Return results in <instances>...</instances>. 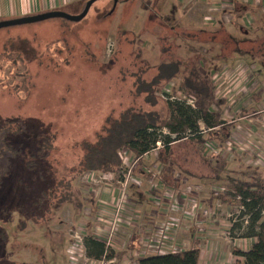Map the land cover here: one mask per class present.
I'll return each mask as SVG.
<instances>
[{
    "label": "rangeland",
    "instance_id": "rangeland-1",
    "mask_svg": "<svg viewBox=\"0 0 264 264\" xmlns=\"http://www.w3.org/2000/svg\"><path fill=\"white\" fill-rule=\"evenodd\" d=\"M231 1L160 0L156 8L159 11L160 23L165 27L161 35L144 30L147 10L143 9L142 5L145 2L150 4V0H96L85 17L76 22L50 18L0 28V118H31L34 128L41 123L50 125L55 146V153L50 157L53 164L59 167L75 166L86 150L85 144L93 143L97 136L103 133L108 119L117 118L124 110L153 109L162 119L166 116L164 94L167 90H158L155 93L158 99L154 105L145 101V93L136 90V81H148L156 73L155 65L158 64L161 48L169 49L164 54L167 57H191L193 54L190 48L197 49L199 44L184 35L197 33L199 37L205 38L215 31L210 26L218 23L217 19L223 20L225 24L217 27L220 30L216 36L217 40L229 32L240 37L243 35L231 24L232 17L228 14L233 5ZM250 1L253 9L243 15L242 21L246 25L252 23V29H255L261 25L257 23L264 21V10L261 7L264 0H259V4L257 0ZM85 2L86 0H80L76 5H66L59 9L69 14H77ZM201 29H204L205 33H199ZM216 44L204 45L207 49L204 55L208 58V66L210 60H213L210 58L217 54ZM250 45L254 44H240L244 48ZM232 47V44H229L227 51H231ZM220 60L214 59L212 65H218ZM169 86L166 88L169 89ZM197 151L195 158L184 160L181 154L176 156L177 162L171 165L175 167V175L186 178L196 175L206 181L218 176L220 181L226 182L228 177L242 176L243 173H246L245 176L255 174V171L250 169H232V165H229L224 156L212 158L204 152L203 146L198 145ZM157 156L159 154L155 151L150 157ZM258 156L262 157L257 154L256 157ZM123 157L125 159L122 166L125 167L127 161L133 157L128 152L122 154ZM1 159L0 153V168L3 164ZM214 164L223 168L217 170L220 175L213 169ZM227 164L231 169L227 168ZM169 165H162V177L173 175L169 173ZM138 169L137 163L133 178H137ZM119 170L110 174L117 179ZM259 173L263 175L262 169ZM156 175L158 174L153 175L150 172L145 179L149 183V190L158 178ZM98 176L92 171H86L78 177L77 185L88 197L93 177ZM224 194L234 201L231 211L233 216L228 218L229 221L232 222L231 219L235 217L234 222H240L239 199L233 192L225 190ZM71 212L70 207L65 205L56 214L49 225L53 231L52 236L54 233L58 236L64 232V237L69 239L68 234L72 233L70 230H73L74 235L76 226L71 219ZM17 221L18 218L13 216L3 224L9 237L8 245L11 247H6L10 261H15V264L40 261L38 255L43 252L47 260L53 261L54 259L49 258L47 234H42L34 225L29 224L24 231L17 233L14 239L11 232L15 229ZM234 233L235 244L233 237L225 234L222 237L230 239L227 245L223 243L222 247H218L217 242H208L207 257L203 261L207 260L210 264H233L235 256L232 249L248 248L244 240H237L243 238L237 236L241 232L235 229ZM76 235L78 240L82 237L79 231ZM2 252L4 250L0 246V253ZM64 253L66 258V250ZM55 260H58L59 264L64 258L60 256Z\"/></svg>",
    "mask_w": 264,
    "mask_h": 264
},
{
    "label": "trees",
    "instance_id": "trees-1",
    "mask_svg": "<svg viewBox=\"0 0 264 264\" xmlns=\"http://www.w3.org/2000/svg\"><path fill=\"white\" fill-rule=\"evenodd\" d=\"M158 1L160 0H150V4L145 2L142 5L147 10L144 30L161 35L165 27L158 16ZM232 3L228 14L232 17V26L243 33L241 37L229 32L217 40L216 36L220 31L217 27L225 26L223 20L217 19L218 23L210 26L215 31L205 38L199 37L197 33L184 35L199 44L197 49L190 48L193 54L191 57L164 56L169 49L163 47L159 50L156 73L148 81H136L137 92L145 93V101L151 105L157 102L155 93L170 85V93L193 97L195 106L188 105L184 100L169 99L165 95L166 116L163 119L153 109L128 108L117 118L108 119L103 133L93 143L85 144L86 150L75 166L59 167L53 164L50 157L55 153V146L50 125L41 123L34 128L31 118H0V153L3 163L0 168V246L4 250L0 253V264H15V261L8 258L10 254L6 253V247L10 245L4 222H8L13 216L18 218L17 225L11 232L14 239L29 224L40 229L42 234L46 233L48 239H54L57 235L54 233L52 236L53 231L49 225L65 205L72 211L76 228H84L81 243L85 255L93 260L106 258L112 260L111 263L116 262L124 252H116L113 246L107 247L104 240L94 236L96 216L91 205V191L88 197L77 185L78 177L86 171L103 176L121 170L124 151L131 157L138 158V171L142 167L151 168L153 164H170L169 173L173 174L175 167L171 165L177 162V155L181 154L184 160L195 158L198 154L197 146H203L205 141H217L219 146L227 141L229 126L222 118L225 100L215 94L213 82V72L221 69V64L212 65L213 60L222 59L225 62L231 54L243 55L250 61L252 69L256 67L264 73V21L257 23L261 25L252 29V23L246 25L242 21L243 15L252 9L245 1L232 0ZM199 33H205V30L201 29ZM246 42L254 45L247 48L240 46ZM209 43H217L218 46L216 56L210 58L213 59L209 62L210 66L204 55L207 52L204 45ZM229 44L233 47L228 52ZM157 142L160 143L159 146ZM153 149L159 156L150 157ZM251 171H255L257 176L249 174L244 177H228L224 182L215 174L217 177L214 179L218 180H212L218 182L219 187L238 196L239 205L242 206L239 214L241 221L235 223L231 219L228 235L235 238L236 229L241 232L237 236L253 239L247 249L233 248V264H264V178L256 169ZM58 236L62 237V234ZM14 246H17V242ZM199 254V248L193 247L147 254L138 257L136 261L137 264H198ZM39 256L40 261L22 264H49L50 260H47L44 252Z\"/></svg>",
    "mask_w": 264,
    "mask_h": 264
},
{
    "label": "crops",
    "instance_id": "crops-1",
    "mask_svg": "<svg viewBox=\"0 0 264 264\" xmlns=\"http://www.w3.org/2000/svg\"><path fill=\"white\" fill-rule=\"evenodd\" d=\"M78 1L80 0H0V19L55 10L66 5H76ZM245 3L253 9L252 1L247 0ZM259 3L257 0V4ZM222 62L221 59L217 63L221 64V69L213 72L217 76L214 81L215 94L225 100L222 118L229 126V137L220 147L225 149L227 144H231L230 155L225 156V159L232 165V169L257 168L258 172L261 169L263 172V168L256 164V155L264 157V73L256 67L252 69L250 61L243 55L231 54ZM235 79L240 82L247 80L246 88L232 91ZM213 142L219 146L217 141ZM216 164L213 167L216 172L223 169ZM229 165L227 164V168L231 169ZM156 166L157 164H153L151 168L142 167L140 171L137 170L136 179L140 181L139 185L132 182L127 189V199L123 204L121 220L113 234L112 242L116 252L124 253L111 264H137V258L143 255L170 252V248L186 250L193 247H198L200 251L198 264H210L207 260L203 261L207 257V243L215 241L218 247H222L223 243L228 244L230 239L222 235L229 233L231 222L228 218L234 201L228 199L224 194L226 189L219 187L218 182L206 181L196 175L187 178L178 177L175 173L169 177L158 176L157 190L150 191L149 183L145 181L148 177L145 175L150 172L156 174ZM217 175L220 173L217 172ZM245 175L246 173H243V176ZM207 184L210 186H206ZM119 189L120 185L114 175L97 177L92 181L91 205L96 216L93 234L98 239L103 240L108 232V223ZM167 192L172 194L168 195ZM219 193L223 195L220 197ZM71 219L73 221L72 216ZM169 221H176L177 225L162 236L165 245L159 249L161 251H147L149 244L157 243L156 233ZM76 230L82 236L84 228L77 227L74 228V235L73 230H70L72 233L68 235L71 239L64 237L63 231H60L63 232L62 237L47 239L50 258L54 259L49 263L58 264L55 258L63 256L64 261L59 264H95V260L85 255L81 240L76 238ZM233 239L235 244L236 239ZM237 240H244L248 248L253 242L252 238ZM169 245L171 247L166 248ZM65 250L66 258L63 255Z\"/></svg>",
    "mask_w": 264,
    "mask_h": 264
},
{
    "label": "built area",
    "instance_id": "built-area-1",
    "mask_svg": "<svg viewBox=\"0 0 264 264\" xmlns=\"http://www.w3.org/2000/svg\"><path fill=\"white\" fill-rule=\"evenodd\" d=\"M232 2V1H231ZM250 25V23L248 24ZM216 74H213V82L215 81V78H216ZM215 83V82H214ZM247 83V80L245 81H238L237 79L234 80V82L232 83V85H234V89L232 91H240L241 88L244 89L246 88V84ZM165 90V95H167V98L169 99H177V100H184L188 105L194 107L195 106V100L193 97L189 96V97H185L183 95H180V94H173V93H170V90L168 88H166ZM157 145L159 146L160 143L157 142ZM227 148L225 149H221L220 146H217L216 144H214L213 141H205L204 144H203V150L206 154L208 155H216V156H227V155H230V151L231 148V144H227ZM157 148V147H156ZM155 148V149H156ZM153 149V151H151L150 153L152 154L153 152H155L156 150ZM122 154H126V152L124 151ZM125 158L123 157V160ZM138 163V158H132L131 160L129 159L127 161V164L125 167H122V169L120 170L118 176H117V181L120 185V189H119V193L117 195V198H116V201H115V204H114V207H113V213H112V216L109 220V227H108V232L106 233L105 237H104V242L106 244L107 247H112V242H113V234L115 233V230L121 220V211H122V207H123V204L125 203L126 199H127V189L130 185V183L134 182V184H138L140 183V181L136 178H133V171L135 170L136 168V164ZM256 164L260 167L263 168V178H264V157H256ZM163 171V167L162 165L160 164H157L156 166V175L157 177L159 175H161V172ZM109 175H112V174H107V175H103V176H98V177H109ZM95 178L93 177V180ZM157 180L158 178H156V181L153 182L151 184V187H150V191H154V190H157ZM163 192H165V190L163 189L162 190ZM166 194V192L164 193ZM168 195H171L172 193L169 194V192H167ZM238 199L239 197L236 196ZM242 209V206L239 205V210ZM233 216L232 213H230L229 217ZM235 217H233L232 221H234ZM177 223L176 221H169V223H166V225L162 226L159 231L156 233L155 235V240H156V244H149L148 245V248H147V251L149 252H158V251H161L159 249H162L163 246L165 245L164 244V240H162V236H164V234L166 233L167 230H169L171 227L173 226H176ZM76 237H78L76 235ZM81 240V238H80ZM171 245L167 246L166 248H170ZM165 249V248H164ZM171 251H176L175 249H172L170 248ZM170 251V252H171ZM95 264H111V260H108L106 258H101L99 260H95Z\"/></svg>",
    "mask_w": 264,
    "mask_h": 264
},
{
    "label": "water",
    "instance_id": "water-1",
    "mask_svg": "<svg viewBox=\"0 0 264 264\" xmlns=\"http://www.w3.org/2000/svg\"><path fill=\"white\" fill-rule=\"evenodd\" d=\"M95 1L96 0H86L82 10L77 14H69L60 9H55V10L44 11L41 13H36V14H31V15L0 19V28L14 26V25L34 23V22H39V21H43L46 19H50V18H62V19H66L69 21L76 22L85 17L91 5Z\"/></svg>",
    "mask_w": 264,
    "mask_h": 264
}]
</instances>
